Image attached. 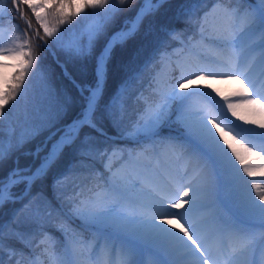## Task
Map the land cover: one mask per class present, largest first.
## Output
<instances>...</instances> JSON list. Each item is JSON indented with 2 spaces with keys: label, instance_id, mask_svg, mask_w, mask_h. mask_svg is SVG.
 I'll use <instances>...</instances> for the list:
<instances>
[{
  "label": "snow or ice",
  "instance_id": "6c2138e0",
  "mask_svg": "<svg viewBox=\"0 0 264 264\" xmlns=\"http://www.w3.org/2000/svg\"><path fill=\"white\" fill-rule=\"evenodd\" d=\"M246 2L196 0L191 8L184 10V28L161 26L160 31L167 39L159 41L153 58L143 67V72L150 71L149 88L158 100L144 102L133 132L122 128L124 101L129 80L138 79L140 74L126 79L108 103L102 104L109 62L114 49L133 38L144 20L154 17L169 0H143L135 18L124 21L126 28L107 36L95 56L94 85L77 83L65 64H60L65 77L80 94L82 107L79 112L67 119L73 106L80 101L64 92L63 100L44 117L45 124L34 127L27 137L15 144L10 141L7 148L0 140V170L9 161L12 164L7 174L0 176V208L6 203L26 201L17 215L28 209L31 221L41 226V238L33 243L30 233L18 230L15 215L9 225L0 224V254L7 250L12 264H41L39 257L26 259L23 250L7 244L5 228H8V240L14 239L26 248H38L48 254L47 246L41 248L48 238L43 224L52 219L54 212L58 217H65L57 225V230L65 236L59 264H78L76 258L84 247L102 251L106 257L113 258V264H146L139 258L144 248L168 254L171 259L163 264H186V260L188 264H217L201 224L193 218L203 215L207 209L213 211L205 226L217 244L225 248V264H236V257L254 252L258 236L264 248V181L246 179L264 178V119L250 118L264 117V88H258L253 79L254 73L258 72L259 79L264 80V0H259L256 9L233 6ZM8 3L28 24L27 30L17 24V30L30 31L32 36H16L11 47L0 46V56L18 63L12 80H5L4 86L0 87V118L5 119L7 106L25 99L27 74L35 69L34 76L39 75L42 68L40 57L32 47V37L45 49L50 47L48 39L54 38L53 46L64 47L67 63L90 58L97 44L107 35L108 26L123 11L119 5L126 4L127 0H119V4L117 0H8ZM23 9L33 14L35 27ZM77 17L80 19L73 24ZM8 18L10 22L15 20L11 15ZM3 19L4 9L0 8V27ZM65 24L71 27L61 32L60 28ZM190 28L194 31L188 35ZM68 33L74 38L65 42ZM21 39L23 42L17 43ZM185 54L196 56L190 71L182 62ZM173 57L176 60L174 69L179 74H169L162 81L161 73L169 67ZM10 66L0 61V67ZM218 77L238 81L241 88L231 96H225L219 89H213L212 84L193 85V81ZM213 93L221 96L223 102ZM196 96L206 98L210 104L193 105L191 101ZM215 106H219V115L213 111ZM240 109L246 110L247 114H242ZM105 121L114 130L116 140H130L139 145L140 137H144L151 142V147H133L120 164L113 167V155L124 153L125 148L117 145L101 149L96 146L101 138L113 140ZM169 123H174L181 131L162 137L160 129ZM46 130L49 135L44 143L34 152L25 153L38 159L39 163L21 166L16 153ZM69 152L78 159L73 160L69 170L53 182V198L34 193V186L47 179ZM169 155L185 161L182 172H173L165 166ZM98 157L104 161L108 181L94 190L89 189L92 195L87 200L69 201L65 215L63 198L57 194L59 186L74 171L89 167ZM120 168H131L130 175H120ZM129 184L140 192L139 197L128 198ZM53 200L58 203L54 204ZM186 205L189 206L187 209ZM76 221L80 222L81 228L74 227ZM180 221L184 223L177 228ZM88 229L104 230L110 235L93 241L84 236ZM111 234L121 238L118 243ZM90 260H95V256ZM0 264H4L2 255Z\"/></svg>",
  "mask_w": 264,
  "mask_h": 264
},
{
  "label": "trees",
  "instance_id": "16d2710c",
  "mask_svg": "<svg viewBox=\"0 0 264 264\" xmlns=\"http://www.w3.org/2000/svg\"><path fill=\"white\" fill-rule=\"evenodd\" d=\"M143 0H127V3L124 5H119L123 9L114 21L108 26L107 35L101 39L97 44L95 52L92 57L85 58L83 60H74L71 63H67L68 56L64 47L62 45L53 46V39L49 38L47 43L50 46L49 49H52L56 55L57 60L68 69V72L71 74L72 79L77 83L84 85H94L95 84V67L96 60L95 56L101 51L104 41L107 39V36L112 34L114 31L119 29L122 26L123 21L133 18L137 13V10L141 6ZM196 0H169V3L165 4L160 11L154 17H147L143 24L140 27L139 32L131 38L124 46H117L114 49L112 59L109 62L108 68V80L106 91L104 95V100L102 104L108 103L109 99L116 93L117 89L122 85V83L132 77L133 74H140L138 78L145 76L147 72H143V67L145 63L153 58L154 52L158 46V43L162 39H167L164 32L160 31L161 26H166L168 28H184L183 24L184 19V10L191 8L193 3ZM211 3V0H209ZM119 4V0H117ZM234 7H244V3H237L233 5ZM88 11H91L89 9ZM24 12L27 13L29 19L32 21L33 27L36 26V21L33 14L28 9H24ZM83 15V13H82ZM179 16V20L177 19ZM12 17L15 18L14 22H10L9 18H5L6 25L12 29L18 35H27L32 36L30 31L22 33L17 30L16 25L18 24L21 29L27 30L25 21L21 19L20 15L15 14ZM80 19L79 17L75 18L72 23L75 24L76 20ZM91 21H89L90 23ZM71 27V25L65 24L62 25L60 31L63 32L64 29ZM151 29V30H150ZM194 29H189L188 34L193 32ZM73 34L68 33L65 37V42L71 41L73 39ZM171 41H169L170 43ZM42 43V42H41ZM32 47L37 51L42 68L39 75L34 76V71L29 72L25 79L24 87L27 88V94L23 101L19 103L13 102L7 106V118H0V140L3 141L5 148H7L9 142L11 141L15 144L22 137H27L32 129L36 126L43 125L46 123L44 117L49 114L50 110H55L57 104L63 100V93L67 92L71 95L74 100L80 101V94L77 89L74 87L71 80L65 77L63 74L62 68L57 63V60L54 58L49 49L39 47L36 39L32 37ZM18 70V63L16 64V71ZM15 71V72H16ZM142 73V74H141ZM177 71L173 68L170 71L171 75H177ZM13 77V76H12ZM137 78L129 80L127 91L125 93V100L134 92L131 90L134 85H136ZM11 81V80H8ZM19 101L20 98L17 97ZM15 105V107H13ZM125 114L122 121V128L125 131H128V126L126 121L127 115L130 113V106L125 104ZM80 107H82V101L75 104L70 111L67 119L73 118L78 112ZM8 109H11L8 112ZM66 121H62L64 123ZM105 127L108 128L109 133L115 135L114 130L105 121ZM49 131H43L31 142L24 145V147L16 153V156L19 157V162L21 166L25 165H36L39 163L38 159H34L32 155H26L25 153L34 152L36 148L42 145L45 141V138L48 137ZM113 143L112 140L105 141L103 138L97 141V147L102 148L109 146ZM41 156L44 155L43 152L40 153ZM78 159L74 153L69 152L66 154L62 160L51 170L47 179L43 182H38L34 188V193H41L49 198H53V182L57 177L63 175L69 170V167L73 160ZM12 166L9 161L5 167L0 170V176L7 174L8 170ZM96 162H92L89 167L83 169H77L68 179L70 181H78L81 184H85L89 179L92 178L91 171L95 168ZM26 201H21L15 204H5L3 208H0V224L9 225L15 215L17 220L18 230L30 233L32 242L38 239L41 236V226L38 223L31 221L29 218V210L22 209V205ZM54 204L56 200H53ZM63 203H66V200H63ZM68 206L65 204V208ZM65 220L64 216H59L57 212L53 213L52 219L50 221L44 222L43 231L56 232L57 225ZM74 227L80 228L78 225L74 224ZM9 235L8 228H5V237L6 243L11 245L16 249L27 250L23 244L17 242L16 240H8ZM88 233L84 231V236L87 237ZM3 256V259L7 255V250L0 254ZM46 255V254H44Z\"/></svg>",
  "mask_w": 264,
  "mask_h": 264
},
{
  "label": "rangeland",
  "instance_id": "374dc122",
  "mask_svg": "<svg viewBox=\"0 0 264 264\" xmlns=\"http://www.w3.org/2000/svg\"><path fill=\"white\" fill-rule=\"evenodd\" d=\"M6 0H0V8L4 9V16L9 14V10L11 7H9V4L5 3ZM259 0H253L251 2L250 7L251 9H256L258 7ZM15 12V11H14ZM27 29L28 24L25 22ZM19 35L13 34L8 27L5 25L0 27V46L4 47H11L13 42V37H16ZM17 43H22V39L17 41ZM174 46H178L177 44H174ZM0 61H2L4 64L11 65L10 67H0V87L4 86L5 80H10L13 73L15 72L16 66H15V59H7L5 60L4 57L0 56ZM182 62L185 64L186 68L190 71L191 68L195 65L196 62V56L195 54H185L182 57ZM176 63L175 57H173L172 61L169 63V67L165 69L164 72L161 73V79L166 80L168 76V71L170 70L171 66ZM149 76L150 72L141 83L142 87L141 89L137 90L138 93H136L135 102V110H134V124L132 125V132L135 130V126L138 124V115L143 111L144 108V102L149 100H158V97H155L151 93V89L149 88ZM253 79L257 82L258 88H264V80L259 79V74L254 73ZM245 83L247 84L248 81L246 80ZM207 85L212 84L213 89H219L221 93L225 96H231L235 91H237L241 85L238 81H228L226 78H216L215 80H209V79H202L193 81V85ZM238 85V87H236ZM251 87V85H249ZM195 90V88H193ZM216 95L215 93H213ZM216 99L223 102L222 97L219 95H216ZM191 103L195 106H204L209 105L210 102L204 98V97H193ZM216 107V106H215ZM219 106H217L218 108ZM175 108V105H174ZM214 109V107H213ZM242 114H247L246 110L240 109ZM252 119L260 120V116H254L250 117ZM235 119V118H233ZM237 123H240L237 121ZM223 127V125H221ZM246 127L250 125H245ZM227 130V129H226ZM177 131H181L177 128V126L174 123H169L168 125L162 127L160 129L161 136H168L175 134ZM234 135V134H233ZM140 146H147L151 147V142L147 141L144 137H140V144L134 145L130 140L128 144H124L122 147L125 148V152H116L113 155V167H117L120 164V161L122 158L126 157L127 152L131 151L133 147H137V149ZM104 161L101 159V169L93 170V173L95 175L101 177V186L104 185L108 179H109V173L104 170L103 167ZM167 167H170V169L173 172L180 171L182 172L185 168V161L176 157L175 155H169L166 161ZM131 173V168H120L119 174L123 176H129ZM248 180H254L255 182H262L264 181V178L261 177H246ZM63 189L59 190L57 192L58 195H60L63 200H66L67 204L69 201L73 199H80V200H87L91 195L92 192L89 191L88 186H86V189L82 188L80 184H68L67 181L62 182V184L59 186ZM141 194L137 189H134L131 187V184L128 186V192L127 196L129 199H134L139 197ZM56 203H58L56 201ZM65 205V204H64ZM189 207L188 205L185 206V209ZM185 209H181L180 211H184ZM176 211V210H172ZM213 209H207L203 215H195L193 218L194 220L201 224L202 230L204 231L205 236L208 239L209 245L212 247L213 251L215 252L214 259L216 260L217 264H225V248L221 247L217 244V241L215 237L212 235V233L207 229L206 221L208 216L212 213ZM65 214L67 213V209L65 210ZM80 225L79 221H76ZM173 223H176V221H173ZM183 221H180L179 224H176V227L179 228L180 224H183ZM81 226V225H80ZM187 227V225H184ZM191 231V229H189ZM90 234V238L93 239V241L101 240L105 237H108L110 234L104 230L96 231L92 229L87 230ZM259 229H257V233H259ZM48 233V238L46 240V245H42L41 248L47 246L49 249L48 254H46V258L43 255L44 253L41 252V249L33 248V249H27L23 250V252L26 254V259H35L36 257H39V260L41 264H59V259L62 254L63 247L65 245V236L61 234L60 231H58V234H53L50 232ZM41 236L38 238L40 239ZM111 238L114 240V242H119L121 239L120 237H117L115 234H111ZM37 239V240H38ZM36 242V241H35ZM95 256V260H90V257ZM139 258L144 260L146 264H163V261L171 259V257L159 250H150L147 248L141 249L139 253ZM78 261V264H113V258L106 257L102 251L98 252L95 249L89 250L87 247H84L81 250V255L76 258ZM4 264H12V261L8 258V253L6 257L4 258ZM186 264H188V261L186 260ZM236 264H264V248L261 246V241L259 239V236L257 238V243L254 252L247 254V255H241L236 257Z\"/></svg>",
  "mask_w": 264,
  "mask_h": 264
},
{
  "label": "bare ground",
  "instance_id": "6f19581e",
  "mask_svg": "<svg viewBox=\"0 0 264 264\" xmlns=\"http://www.w3.org/2000/svg\"><path fill=\"white\" fill-rule=\"evenodd\" d=\"M236 87H238V85H237ZM238 88L240 89V87H238ZM213 111H214V113H215L216 115H219V111H218L217 106L214 107ZM260 119H264V117H260ZM258 130H259V129H258ZM233 134L235 135V133H233ZM257 150H259V149H257ZM252 180H253V179H252Z\"/></svg>",
  "mask_w": 264,
  "mask_h": 264
}]
</instances>
